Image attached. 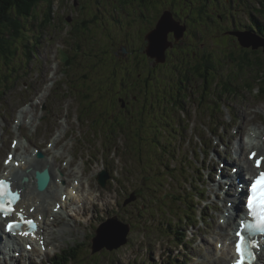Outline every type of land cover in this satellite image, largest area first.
<instances>
[{
	"label": "rangeland",
	"instance_id": "1",
	"mask_svg": "<svg viewBox=\"0 0 264 264\" xmlns=\"http://www.w3.org/2000/svg\"><path fill=\"white\" fill-rule=\"evenodd\" d=\"M121 1L104 0L99 1V5L94 0H37L31 13L26 14L20 7L19 14L0 26V40L4 45L0 49V159L5 160L9 148L17 141L14 125L25 109L29 116L24 118L21 140L45 147L47 141L52 140L49 138L61 131L57 139L56 150L60 151L57 165L61 166L66 158L76 170L82 167L83 190L90 186L92 191L88 193L91 202L70 219L72 225L77 224L75 232L65 237L58 235L53 241L56 246L52 245L44 255L36 252L26 254L28 259L14 257L16 264H54L60 262V258L66 264L83 261L86 264H141L144 261L146 264L169 261L225 264L222 260L215 262L212 255L216 249L215 237H221L226 231L219 228L222 215L219 195L222 193H211V188L217 183L226 161L231 165L224 170L231 173L230 168L235 167L230 160H235L236 153L238 157L241 155L239 136H244L251 124L264 126V94L261 95L264 63L259 67L246 63L249 49L255 52L262 48V52L264 45L257 49L245 48L238 39L231 42L227 32L222 36L218 31L216 35L212 23L204 36L209 43L203 45L210 51L215 48L220 73L203 68L187 80V71L198 65L197 59L205 60L208 51L205 46L199 45L201 50L194 53V61L186 55L190 50L176 55L171 54L172 47L168 56L173 58V63L160 68L164 64L158 61L163 59L158 57L161 52L154 48V56L148 58L143 41L148 40L147 34L158 29L155 23L166 16L163 13L174 10L187 15L188 19L199 20L201 11L188 10L187 0H175L176 9L170 7L173 1L166 0L167 9L156 11L162 0H146L152 4L146 8L138 3V14L132 16L117 7ZM128 1L130 3L124 0L122 4L127 5ZM260 1L252 0L251 5L246 2L257 14L259 26L260 21L264 22V13L254 6ZM232 4L230 7L219 4L220 10L215 11L228 17L225 23L218 22L222 26L227 24L237 38L231 16L242 20L244 13L241 5ZM99 18L106 21L105 26L96 23ZM110 22L114 26H109ZM132 32L135 34L130 35ZM154 33L156 35V31ZM169 34L174 43L183 41V37L195 40L188 29L179 39L174 31ZM157 37V46H160V37ZM258 37L259 41H264V36ZM188 48L196 47L189 44ZM118 50L124 55H116ZM185 56L187 63L180 68L179 77L175 66H179ZM134 57L138 60L137 66L133 63ZM122 99L127 103L124 107ZM209 129L219 134L218 145L211 144V137L205 136ZM195 133L207 139L208 148L203 149L200 141L195 140ZM226 145L228 148L224 151ZM211 147L213 149H209ZM169 165L171 170L180 166L181 172H169ZM109 166L117 172H102ZM211 172H216L214 177ZM74 176V172H66L65 179L72 184ZM138 190L144 191V199L137 196L131 202L126 201L131 192ZM182 190L204 192V195L192 197L196 205H192L187 214L188 223L180 221L183 227L178 229L175 225L180 209L171 200H164L169 199L168 193ZM203 209L208 224L200 220ZM114 215L130 224L128 243L118 249L104 248L102 252L92 253L93 237L100 229L101 234L109 231L112 222L104 224ZM197 222L199 224L192 227ZM185 229L191 231L181 245L176 234L180 232L184 236ZM224 235L226 238L227 234Z\"/></svg>",
	"mask_w": 264,
	"mask_h": 264
},
{
	"label": "bare ground",
	"instance_id": "2",
	"mask_svg": "<svg viewBox=\"0 0 264 264\" xmlns=\"http://www.w3.org/2000/svg\"><path fill=\"white\" fill-rule=\"evenodd\" d=\"M184 1H186V0H184ZM188 1H190V0H187V2ZM158 2H160V1H158ZM221 2H223V1L221 0ZM155 3H157V2H155ZM232 3H233L232 5L235 6L234 2H232ZM166 4H167V1L162 0V2L160 3L159 6L157 4V7L155 8V10L158 11V9L159 10L161 9L163 11V10L167 9ZM197 4H199V3H197ZM240 5L242 7L243 13H244V10H246L247 13L250 14V20L252 22V23H247V21L244 20L245 17L242 20H240L239 18H236L235 15L231 16V19L235 22L234 26L236 25L235 35L241 43V40H240L241 35H242V38L244 40H246L247 36L245 33L249 32V33H252L254 36H257V37L259 34L256 33V31H255V28L256 27L258 28L257 19H255V16L257 17V14L251 9L250 6L245 7L244 4H240ZM170 7L173 9L174 8L176 9L177 3H175V1H174V3L171 2ZM186 7L188 8V6H186ZM254 7H257V11L258 10H264V0H261L260 3ZM181 9H182V7H181ZM172 11H173L172 12V18L175 20V22L178 25H180L181 27L182 26L185 27V31L183 34V35H185V33L188 29L187 28L188 26L186 24H183V22H181V20L178 19L179 17L177 18V16L180 15L179 13H181L182 17H184V18H185V15H183L182 12H179V13L177 12L178 13V15H177V13L174 14V12H175L174 10H172ZM119 12L122 13L121 10ZM234 14H238V13H234ZM120 15H122V14H120ZM163 15H166V13H163ZM123 18L126 19L125 14H124ZM162 18L158 19L156 22V25L158 28L155 30L156 35L154 33L155 31H153V32H150L149 34H147V36H146L148 39V43H149V45L146 46V49H147L146 53L151 58L154 56V51H156L154 48H156L160 52L162 51V48H163L161 43H159L160 46H157V40H156V44L153 47L151 44V37L153 35H155V36L159 35L160 39L164 38V32L162 31L163 30L162 29V21L165 17L163 19ZM246 19H248V18H246ZM226 26H227V24H226ZM164 28H166V26H164ZM129 34L134 35L135 32H132ZM174 34H175V32H174ZM169 36H170V34L168 35L167 42H168V44H171V45L165 50L166 57L169 55L168 50L170 48L174 47V42H172L170 40ZM258 39H259V37L256 39V41H259ZM241 45H242V43H241ZM242 46L247 48L244 45H242ZM58 52L59 51L57 50V53ZM65 53H67V51H65ZM262 53H263V51H262ZM138 55H140V54H137V56ZM56 56H57V54H56ZM158 57H161V55H159ZM134 58L135 59L133 60L134 61L133 63L135 64V66H137L138 60H136V57H134ZM153 59H156V58H153ZM158 61H161V63H164L163 59H158ZM162 66H164V64H162ZM148 67H150V65ZM66 82H67V80H66ZM175 85H174V87H175ZM261 93H262L261 95L264 94L263 88L261 89ZM244 115H245V117H247L246 113ZM28 116H29V114H27L25 109L22 110L21 116L20 115L18 116V119L14 125L15 129L17 130V132L15 134L16 137L15 136L14 137L17 141L15 142L13 148L12 147L9 148V152H8V155L5 158V160H4V158L0 159V176L5 175L4 177H9L10 179H12L14 182L15 188L20 189L22 191L23 198H22L20 204L18 205L19 210L23 209L24 213H26L28 215V217L29 216L35 217L37 220H39L41 227H40L39 232H37V235H38L37 238H35L34 235L15 238V243H17L16 245L14 243H12V240H10V238L9 239L5 238L6 240L0 239V264H8V263L10 264L11 263L10 260L14 259V257L10 258L9 255L16 253L19 248H22L23 242H25V241H27L26 242L27 244L33 243L34 252L35 253L38 252L37 253L38 255H41V254L44 255V254L48 253L49 247H51L52 245L56 246V244H54L53 241H54V239L58 238L57 237L58 235L61 237H65V235L70 234L72 232H75V230H77L76 229L77 224H76V226L72 225V223L70 222V219L74 215H76L79 210L86 207L88 201L91 202V198L88 195V193L92 192L90 189V186H87L84 188L86 191H84L83 187H82L81 178L83 176L84 169L82 167L78 166L79 169L76 170L74 168V166L73 167L70 166L71 160L67 161L66 158L62 161L61 166L57 165L59 152H60V151L56 150L57 139H60L61 134H62L61 131L58 130L57 133L52 135V137L49 138V139H52V140H50V142H49V140L48 141L46 140L47 143H46L45 147H41L40 144L34 145L31 143L30 140H27L24 142L21 140L22 134H20V132H21V129H23L22 126L25 122L24 118L26 119ZM27 123H30L29 126L32 125L31 122L27 121ZM256 125L257 124H251V126L248 127L247 132L244 135L245 138L242 135L239 136V138H238V140H239L238 149L241 150V155L239 157L237 155V157L233 161L230 160L231 162L235 163V168L234 167L230 168L231 171L232 172H243L244 179L249 178L250 172H258L259 170H261V171L264 170V164H262L260 168H257L254 165V163H255L254 159L249 158L250 154L254 151L257 153L256 158L264 156V126L258 127ZM89 132H90V129H87V133H89ZM236 135H239V133L237 132ZM258 139H260V141H258ZM218 144L219 143H216V145H218ZM36 146H39L38 150L35 149ZM227 148H228V145H226V148H224V151ZM246 150H249V152L245 153ZM205 152H207V151H205ZM216 154H218V153H216ZM9 157H11V160L7 164H4L6 160H9ZM216 160L217 159H215V161ZM227 165H231L229 163V161H226L224 164L225 167H223V172L225 171L226 174H228V172L226 170H224V168L228 169ZM109 167L107 170L105 169L102 172H117L114 168H111V167L109 168ZM167 167L169 168V172H172V170L173 171L176 170V172H181L180 166L178 169H175L173 167L172 170L170 169L171 165H169ZM165 168L166 167L164 166L163 167L164 172H165ZM185 170H186V172H189V170H187L186 168H185ZM36 172H51V174H52L51 183L45 191L39 190L37 187ZM60 172H63V173H60ZM66 172H74L75 173V176L72 180L74 185H73V183L69 184L68 179L67 180L65 179ZM212 174H213V172H212ZM25 177H28L29 180L23 181ZM223 178H224V176H221V179H223ZM62 181H64L63 184L61 183ZM72 185H73V187H69ZM215 185L217 187H215ZM221 185H222L221 182H217V183L213 184V187L211 188L212 192H215L216 194L221 192V190H222V189L220 190ZM236 186H237L236 181L234 179H232V184L228 188V193H227V195H229V193H230L231 197L228 196L227 198L221 199L224 202L223 203L224 207H226L227 200L234 201L235 206H236V210L238 211V213L229 214L227 216L225 215L224 216L225 217V223H220L219 228H221V230L222 229L225 230L227 235L229 234V232L232 229L239 226L240 223L237 222V216L238 215L241 216V214L246 211L244 208V205L240 201V198H241L240 194L239 195L236 194V188H235ZM233 188H235V190H232ZM237 188H238V186H237ZM237 191H238V189H237ZM92 200L94 201L95 199H92ZM31 209H35V211H31ZM226 210H230V209L229 208L223 209V213H225ZM14 217H12V219ZM0 229L3 230V220H0ZM224 233L225 232H223L222 234H224ZM211 242L215 243L214 241H210V243ZM261 243L263 245L262 246L263 249L259 252L260 253L259 254L260 255L259 261L256 264H264V240L263 239L261 240ZM232 252H233V248L226 245L222 249V253H221L222 256L221 257H216L215 253L214 254L212 252L211 253H212V255L215 256V258H214L215 262L218 263L221 260H227L228 257L231 256ZM39 253H41V254H39Z\"/></svg>",
	"mask_w": 264,
	"mask_h": 264
},
{
	"label": "trees",
	"instance_id": "3",
	"mask_svg": "<svg viewBox=\"0 0 264 264\" xmlns=\"http://www.w3.org/2000/svg\"><path fill=\"white\" fill-rule=\"evenodd\" d=\"M36 1L37 0H0V26H1V24L4 23V21L11 19L13 17V15L18 13V8H20V7H23V10L26 14L31 13V10L33 9V6L35 5ZM171 1H173V3H174L175 0H171ZM190 1H188L189 2L188 10L201 11L199 14V20L188 19L187 15H185L186 17L184 18V17H182L181 13H179V12L178 13L180 15H178V13H177V15H178L177 18L179 17L178 19L181 20V22H183V24L185 23L188 26L187 27L188 32H191V34L195 37V40L194 39L193 40H186L185 37H183V41L175 42L173 54L178 55L179 52L182 53L188 49V50H190V52H187L186 55L189 56V58L192 57L193 58L192 60L194 61V59H195L194 53L195 52L197 53L199 50H201V47H199V45H203L204 42L206 44L209 43V39L205 41L204 36H205V34H207L206 31H208V29L210 28V25L212 23L215 25L216 32H217L216 35H218V31L221 32L222 36L225 32H227L229 35V40L231 42L233 40L237 39V38H234V35L232 34L231 31L228 30L229 28L227 26H222L218 22V21H222L223 23H225L227 21V18H228L225 15L221 16V14H223V13L219 14V13H216L217 11H215V9L220 10L219 4L221 5L223 3V2L221 3V0H197V1L196 0H190ZM232 1L233 0H231L230 2L232 3ZM247 1H249L250 5H251L252 0H234V4H236V5L244 4V5L248 6L246 4ZM128 3H129V1H128ZM130 3H132L134 7L139 6L138 3H142L143 5H146V6H150V4H152V3L148 4V2L146 0H143L142 2H140L139 0H130ZM190 3L192 4V6H190ZM197 3H199V4H197ZM25 8H27V9H25ZM261 12L264 13L263 10H261ZM255 19H257L256 16H255ZM259 23H260V26L258 24L259 27L255 28V31L259 35L264 36V22L260 21ZM261 28H262V31H260ZM1 29H2V27H1ZM0 43H1L0 49L4 48V45L2 44L1 40H0ZM197 43H198V45H197ZM189 44H190V46L192 45V46H195L196 48L195 49H189L188 48ZM206 44L203 45V46H205L204 48H207ZM207 49H208V51L206 52V54L204 56L205 60L201 61L200 59H197L198 65H196V64H195V66L193 65L191 67L190 71L189 70L187 71V75H188L187 80L191 79L193 74L197 75L199 73V71H202L203 68L206 70L211 69L214 72L216 71V73L217 72L220 73V70H218V68H217V63H216V58H215L216 54L214 52L215 48L211 49L212 51H210L209 48H207ZM261 50H263V49L260 48V50L257 49V50H255V52H253V50L249 49V51L251 53L250 52L248 53V57H246V60H248V61H246V63H251V64H254L255 66H258V67L261 66L264 63V61H263L264 51L262 53ZM120 53L124 55L123 52H120ZM197 55H199V53ZM146 56L148 58H150L148 54ZM241 57L243 58V56H241ZM187 59H188V57L186 58V56H185L184 58H182L181 62L179 63L180 67L175 66L176 72L178 71L177 73H178L179 77H180V75H179L180 68H182V65L187 63ZM235 59L237 60L239 58L235 57ZM171 62L173 63V58L171 56H167V59H166V62L164 63L165 64L164 66H169V64ZM199 62H201V63H199ZM240 63H243V62H240ZM118 64H120V63H118ZM128 65H129V63L125 67L126 71H128ZM162 67L163 66H161L160 68H162ZM173 74H175V73H173ZM67 77H68V74H67ZM177 78H174V80H176ZM217 81H218V77H217ZM262 81L264 82V80H262ZM180 93L181 92H179L178 94H180ZM178 94L175 95L176 96L175 99L177 98ZM157 178L160 179L158 176H157ZM150 179L153 180L152 175H150ZM192 189H193V187H192ZM196 193H198V192L196 191ZM196 193H192L191 191H187V190L174 192L173 194L169 193L168 195H171V196L166 201L169 202L170 200H172L173 204L176 205V207H180V208H182V210L183 209L185 210V208L191 206L187 197L192 198V197H194V195H196ZM137 196H140L142 199H144V197H145L144 192L142 190H138L137 193L131 192L130 195L126 198V201L132 197H134L133 199H136ZM162 204H164V202H162ZM142 206H144V205L142 204ZM178 216H179V219L185 220L184 216H182V215H178ZM180 235H182V233L177 232L176 237L178 239H181ZM71 255H72V257H74L73 254H71ZM58 260L60 262L55 261L54 264H66L65 261L62 260L61 258ZM72 264H76V263H72ZM78 264H86V263H84V261H83V262H79Z\"/></svg>",
	"mask_w": 264,
	"mask_h": 264
},
{
	"label": "snow or ice",
	"instance_id": "4",
	"mask_svg": "<svg viewBox=\"0 0 264 264\" xmlns=\"http://www.w3.org/2000/svg\"><path fill=\"white\" fill-rule=\"evenodd\" d=\"M256 157V152H252L249 156L250 159H255L256 166L259 168L264 164V156L259 158ZM10 160L11 157H9V160H6L5 163H8ZM20 199L21 193L12 188L11 181L9 179H0V214L5 218H9L6 225L9 232L17 227L19 222H23L29 228H36L35 220L25 218L23 209L17 211ZM31 211H35V209H31ZM14 215L19 217V221L10 219ZM248 215L253 217V222H244L239 226L251 229L253 232L264 233V171L260 172L259 176L252 182L250 194L246 197L245 216ZM20 234L25 237L31 235L29 232H22ZM235 235L239 238L235 243V251L239 259L235 261V264H244L245 257L243 245L245 243V237L240 232H236Z\"/></svg>",
	"mask_w": 264,
	"mask_h": 264
},
{
	"label": "water",
	"instance_id": "5",
	"mask_svg": "<svg viewBox=\"0 0 264 264\" xmlns=\"http://www.w3.org/2000/svg\"><path fill=\"white\" fill-rule=\"evenodd\" d=\"M166 26V28H164ZM162 31L164 32V38L160 39V43L163 46L162 51L159 55L163 58V61L166 60L165 50L171 45L168 44V34L171 31H174L176 34L177 39L181 38L184 34L185 27L178 25L175 20L172 18V13L167 12L165 18L162 21ZM247 36V39L244 40L241 35V43L242 45L246 47L253 46L254 48H259L261 45H264V41H256L258 38L257 36H254L252 33H245ZM158 39L157 36L153 35L151 37V44L152 47L156 44V40ZM37 178H38V184L40 190H45L50 184L51 181V173L50 172H37ZM103 183H105V179L103 180ZM111 225L109 227L108 232H103L101 234V229L98 230L99 234L94 238V245H93V252H97L104 247H107L110 250L117 249L121 247L122 245H125L128 242V235L130 232V225L123 223L118 219L117 216H114L110 219L109 222L105 223L104 225L109 224ZM103 225V226H104Z\"/></svg>",
	"mask_w": 264,
	"mask_h": 264
},
{
	"label": "flooded vegetation",
	"instance_id": "6",
	"mask_svg": "<svg viewBox=\"0 0 264 264\" xmlns=\"http://www.w3.org/2000/svg\"><path fill=\"white\" fill-rule=\"evenodd\" d=\"M142 2V1H141ZM145 7L146 8H148L149 6H146L145 5ZM246 7H249V5L248 6H246ZM174 13H176V12H174ZM157 22V21H156ZM156 24V23H155ZM147 38V37H146ZM140 41V46L142 47L143 45L144 46H148L149 45V43H148V40H144L143 41V45H142V40H139ZM175 44V43H174ZM145 48V47H144ZM173 50V49H172ZM171 50V54L173 53V51ZM168 53H169V50H168ZM137 54H140V52L139 53H137ZM145 55H147V53L145 54ZM150 57V56H149ZM151 58V57H150Z\"/></svg>",
	"mask_w": 264,
	"mask_h": 264
}]
</instances>
